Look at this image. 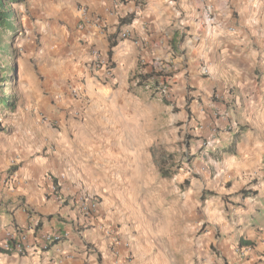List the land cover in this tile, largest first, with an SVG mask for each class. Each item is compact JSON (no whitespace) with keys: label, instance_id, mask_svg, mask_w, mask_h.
Wrapping results in <instances>:
<instances>
[{"label":"crops","instance_id":"0c3cea01","mask_svg":"<svg viewBox=\"0 0 264 264\" xmlns=\"http://www.w3.org/2000/svg\"><path fill=\"white\" fill-rule=\"evenodd\" d=\"M58 5L74 26L61 29L53 48L56 92L72 75L79 78L91 48L112 61L113 75L99 83L86 72L84 119L64 118L71 100L58 105L65 115L58 129L48 128L52 151L19 165L12 176L17 189L0 202V245L26 236L31 247L21 255L3 247L7 256L14 264H264V0ZM153 67L168 74L172 100L134 86L132 78ZM164 116L168 130L183 127L190 134L184 177L192 178L177 197V211L142 222L119 207L133 196L118 192V201L105 192L98 210L82 212L74 199L87 190L117 188L108 180L123 176L126 158L142 179L135 185L129 178L130 189L150 193L156 169L150 147ZM212 138L217 150L206 154L204 143ZM10 197L15 204L6 202ZM110 227L128 243L117 254ZM53 232L63 237L44 250L42 236Z\"/></svg>","mask_w":264,"mask_h":264},{"label":"rangeland","instance_id":"374dc122","mask_svg":"<svg viewBox=\"0 0 264 264\" xmlns=\"http://www.w3.org/2000/svg\"><path fill=\"white\" fill-rule=\"evenodd\" d=\"M58 2L59 0H25L24 3L16 5L17 21L14 31L9 30L6 35L7 44L12 38L13 48L9 49L8 56L0 62L1 65L15 67L13 72H9L10 81L8 86H10V89H6V91L15 95L14 100L17 98V107L12 113L4 111L0 118L3 128H5L0 131V202L9 196V192L13 191L12 189H17L15 182L18 184V181L12 177L15 172L10 173L12 167H19V165L21 166L29 160L46 156L47 151H52L54 143L51 141L48 128L58 129L57 127L63 119L61 113L63 114L64 111L59 109L60 106L58 105L67 100L60 101L57 99L58 95L65 94V97L67 96L68 100H71L67 91L69 85L74 83L85 85L84 75L88 62L84 64V68L82 67L79 70V78H77V75H72L70 78L72 81L67 80L68 82L64 85L62 91L56 92L58 87L55 86V81L59 70L56 69L54 64L56 61H54L55 49L53 48L56 47L55 43L61 29L66 27L70 30V27L74 26L71 20L60 15ZM80 24L81 22L77 24V28L81 27ZM39 48L44 50L45 55L34 60L31 54L39 51ZM87 51L89 53V50ZM164 77L160 78V81L168 82V79ZM85 103L87 106L89 102L86 100ZM70 110L71 106L68 107L67 116H64V118L71 116ZM164 122H166L165 116L156 122L155 139L153 146L150 147L156 166L153 171L155 178L151 183L150 193H147V188L144 189V192L140 188L134 191L130 189L129 186L133 182L135 185H139L142 181V179L137 180L138 174H133V170L129 169L131 167L130 158L121 160L128 165V169L122 170L121 175L123 176L108 180L111 187L117 188L104 191L102 187H99L97 190H87L83 193L94 195L100 200H103L105 192H111L118 201H120L118 192L122 193V196H133V198L129 197L127 200L121 197L122 201L119 203V207L127 212L126 214L129 212L137 216L142 222L150 220L151 214L163 219L166 215L165 212H169L172 208L177 211V197L179 194L182 195V192L188 187L185 182L186 179L189 178L190 181L192 178V175H188L190 176L188 178L184 177L185 170H187L184 163L188 165L189 160L192 158L189 148L184 147L185 138H190V134L183 127L178 129L174 126L175 128L168 130L163 125ZM160 157L168 158L165 164L166 169H173L177 165H181L184 170L179 169L176 174L169 178L162 177L156 162ZM142 160L141 164L144 169H149L150 166L147 165L146 158L143 157ZM96 172L99 173L98 168H96ZM100 183L99 180L97 185ZM12 200L13 197H10L6 202H11L13 205L16 201ZM0 247L3 248L4 244L3 247L1 245ZM15 261L11 256H7L5 252L0 251V264H14Z\"/></svg>","mask_w":264,"mask_h":264},{"label":"built area","instance_id":"2783aa9c","mask_svg":"<svg viewBox=\"0 0 264 264\" xmlns=\"http://www.w3.org/2000/svg\"><path fill=\"white\" fill-rule=\"evenodd\" d=\"M128 36H129L128 31L122 32L123 38H127ZM90 53H91V58L89 59L86 65V72L88 77L99 83H101L102 80H104L105 78H110L113 75V67H114L112 61L106 55H104L101 50L97 48H91ZM84 78L86 79V76ZM140 80H141L140 73H137L132 80L134 86L142 87L145 90L149 91L151 95L158 97L160 99H164L167 101L172 100L173 94L168 82L159 81L158 83L155 84L154 78H149L148 80H146L145 85H139ZM67 91L69 93V98L71 99V102L73 104L70 110L71 116L77 120H83L84 112L86 108L85 97L83 95L84 84L74 83L72 85H69ZM57 99H59L60 101H64L68 99V97L67 96L65 97V94H59ZM217 147H218V142L216 141L215 138L209 139L204 143V150L206 154H211L212 152L216 151ZM58 186L54 185L51 188V192L57 194ZM74 200L75 202H77L79 208L84 213H93L96 210H98L99 201H100L98 197L91 195L89 193H82ZM107 232L111 239V248L115 254L119 252L120 248L128 247V243L123 242L120 239V236L117 233L118 231L116 228L114 227L107 228ZM62 237L63 234H60L59 232L46 233L42 236V240H43L42 247L44 248V250H46L55 242L60 241ZM25 239L26 236H22L19 241H14L13 244L6 242L4 244V248L9 251H14L15 253L20 255L25 254L28 251H30V247H31L24 243ZM245 249L249 250L250 248L249 246H247L245 247Z\"/></svg>","mask_w":264,"mask_h":264},{"label":"trees","instance_id":"16d2710c","mask_svg":"<svg viewBox=\"0 0 264 264\" xmlns=\"http://www.w3.org/2000/svg\"><path fill=\"white\" fill-rule=\"evenodd\" d=\"M25 0H0V61L4 60L6 56L9 54V49L13 48V44L11 39L9 40V44H7L6 35L9 30L14 31L15 23L17 21V11L15 6L24 3ZM128 20V17L123 19V23ZM148 64H144L143 67H146ZM15 67L12 65H1L0 62V118L3 115L4 111L14 112L17 107V98L14 100L15 95L10 94L6 89H10L8 86L9 80V72L14 71ZM167 73H163L162 71H156L155 68H151L150 70H146V72L140 73V83L139 85H145L146 80L149 78H154V83H158L160 78L166 77ZM157 77V78H156ZM164 77V78H165ZM5 128L2 126V122H0V131H3ZM170 157V155H168ZM192 159V158H191ZM168 161L166 157H160L156 160L158 163L159 171L162 177L169 178L176 174L178 170L181 168V165H177L175 168H165V164ZM18 167H12L10 173L15 172ZM186 184L189 185V178L186 179ZM247 190H242L241 193L243 196H247ZM1 205V203H0ZM56 243V242H55ZM241 245L248 244V242L241 241ZM0 251L6 252L3 248L0 247Z\"/></svg>","mask_w":264,"mask_h":264}]
</instances>
